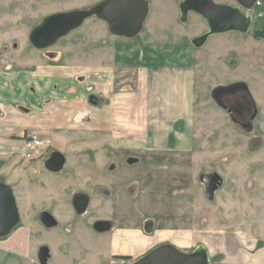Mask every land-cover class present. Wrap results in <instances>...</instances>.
I'll use <instances>...</instances> for the list:
<instances>
[{
    "label": "rangeland",
    "instance_id": "rangeland-1",
    "mask_svg": "<svg viewBox=\"0 0 264 264\" xmlns=\"http://www.w3.org/2000/svg\"><path fill=\"white\" fill-rule=\"evenodd\" d=\"M148 1L149 13L132 40L108 42L106 22L91 16L53 46L39 50L28 42L37 23L51 13L88 8L94 0H0V180L15 194L21 223L36 220L45 208L59 223L111 216L116 226H142L151 232L160 225L187 223L189 215L198 237L210 230L209 264H241L235 260L240 248L253 253L264 245V35L256 33L251 22L246 32L212 34L194 48L189 34L204 20L190 11L188 20L181 22L180 0ZM151 40L177 41L183 48L159 52L146 45ZM98 59L101 66L94 67ZM172 70L180 80L178 99L167 100L168 88H161L160 78ZM95 71L105 73L99 82L115 94V119L110 98L97 113L65 111L64 100L55 93L57 103L46 107V114H23L15 106L26 101L17 97V87L26 92L35 76L46 82L65 76L73 80L67 88H75L78 75L91 80ZM238 80L246 82L256 108L248 130L235 124L210 94L216 85ZM82 85L83 92L94 87L91 82ZM226 98L246 100L244 93ZM32 135H44L63 152L62 174L42 169L44 154L26 157L24 142ZM132 159L137 161L131 164ZM212 171L223 181L210 198L198 178ZM77 191L90 197L84 216L71 207ZM81 232L79 241L85 245L99 238L97 232L91 239ZM65 235L66 246L73 248L70 255L56 253L54 242L46 264H111L110 233L100 234L101 246L90 243L88 251L80 246L81 254L75 249L77 238ZM22 261L18 264H36Z\"/></svg>",
    "mask_w": 264,
    "mask_h": 264
},
{
    "label": "water",
    "instance_id": "water-1",
    "mask_svg": "<svg viewBox=\"0 0 264 264\" xmlns=\"http://www.w3.org/2000/svg\"><path fill=\"white\" fill-rule=\"evenodd\" d=\"M236 1L237 5L219 3L214 0H181L179 2L181 21H186L190 11L200 14L206 20L207 30L191 41L195 47L202 46L212 34L226 31L246 32L249 29L250 10L258 0ZM148 13V0H101L85 9L60 11L46 15L31 30L29 39L36 49L51 47L62 37L79 28L85 19L91 16L105 21L112 35L133 38L141 31ZM234 89L245 90L253 101L251 92L243 80L227 85H216L211 89L210 94L217 104L224 108L217 94ZM64 160V154L54 150L46 160V165L49 162L53 165L47 168L60 172ZM136 161L132 159L129 163ZM200 179L205 183L207 196L212 198L222 183V177L216 171H212L201 173ZM88 201V196L82 193L75 196L74 206L79 212H84ZM19 218V210L11 186L0 181V235L8 234L17 225ZM39 218L44 222H50L49 224H54L55 221V217L48 211H43ZM125 264H209V255L203 246H197L190 252H182L170 243H163Z\"/></svg>",
    "mask_w": 264,
    "mask_h": 264
},
{
    "label": "crops",
    "instance_id": "crops-1",
    "mask_svg": "<svg viewBox=\"0 0 264 264\" xmlns=\"http://www.w3.org/2000/svg\"><path fill=\"white\" fill-rule=\"evenodd\" d=\"M98 1H101V0H94L95 3H97ZM157 1L162 2L161 0H157ZM220 2L234 4V0H220ZM254 12L255 14L251 22L254 23V26H255L254 28L256 31L264 32V0H258V3L256 7L254 8ZM193 16L197 18L201 17L204 20L203 25H199V29H198L202 31L196 30V32L189 34V43L192 45V47L197 48L192 44L191 42L192 39L203 34L207 30L208 27H207V24L205 23V19L200 14L194 12ZM188 18L189 17L187 16L186 21L188 20ZM179 20H180V16H179ZM151 32L153 33V31ZM170 35H172V33ZM110 36H111L110 37L111 39H107V40L108 42L113 40L112 41L113 43H116V40H123V39L132 40L134 38V37L133 38L117 37L112 34ZM174 40L175 39L173 38V41ZM146 45L150 46V49L153 48L159 52H165V51H171V50L173 51L175 49L183 48L181 47L183 44L180 45L179 42L177 41L165 42L163 40H159V41L151 40L147 42ZM97 50H99V48H95V51ZM100 62H101L100 60L97 63L95 62L96 65H94V67H100L101 66ZM43 66L45 67V65L38 66V67L41 68ZM62 67L64 69L65 65H63ZM63 74H65L64 71H63ZM91 75H93L92 76L93 78H91V80L89 79V76L87 75H84V74L78 75L77 77L78 80H77V84H75V88H72V87L67 88V85H73L72 84L73 80L71 82L65 76H63V78H57V79L55 78L54 80H49V82H46L45 77L38 78L35 76L32 80V84L30 83L28 85L26 92H24V90L22 89L20 85L17 87V89L19 90V93H17V97H21L22 95L23 99L26 101L19 102L15 106L23 114H31V113L46 114L47 113L46 107L52 106L53 104L55 105V103H57L56 101L53 100L54 99L53 97H55L54 95L55 93L56 96H59V100L61 101L64 100L61 103L63 105V106L61 105V107H63L65 111H69L72 114H75L78 111L87 112L89 110L97 113V111L100 108L106 105L108 98H110L111 99V102H110L111 111L113 110L112 118L115 119L114 109H116V102L112 101L114 99L113 97L115 96V94H113V92L112 93L107 92L106 88L101 86L99 82V80H102L101 78L105 76V73L100 72V71L98 72L95 71ZM164 75L165 77L160 78V83L162 85L161 86L162 89L168 88L166 92L167 100L169 99L173 100L174 98L178 99L177 87H178V83L180 80L178 76L176 75L175 70H172L169 73H165ZM88 82H91L94 87L91 91L83 92V88L86 87V85L84 86L82 85L81 87V86H78V84H84V83L86 84ZM22 83H24V80H22ZM24 84H26V81ZM20 88L23 90V92ZM184 95H185L184 97H186V94ZM184 97L182 98V100L186 101L187 98L184 99ZM154 98L161 99L157 96H155ZM145 99L147 101V98ZM146 101H145V107L147 108L148 106H147ZM184 104L186 107V103ZM187 107H188V103H187ZM3 108H4L3 104H0V111H2ZM182 110L186 111L185 108L183 107H182ZM112 118L108 119V122H111ZM97 121L99 123L102 120L98 119ZM114 122L115 121H113V123ZM0 134H3L2 125H0ZM37 136L44 137V135H37ZM222 181H223V177H222ZM217 191L218 189L215 192ZM86 195L88 196V198H90L88 194ZM184 196H185L184 203L188 205L190 203V200L187 202L188 197H186V195ZM89 202L90 201H88V203ZM88 206L89 204L87 205L86 208H88ZM189 211L190 210H187V212ZM186 221L188 222L186 223L185 221L183 222L178 221V222H175L174 225L173 224L162 225V226L160 225V226L155 227V229L151 232H145L142 229V226H139V227L116 226L110 234V246H109L110 256H112L113 254L116 255L119 252H124L125 254L130 255L131 259L121 260V262L123 263L132 262L134 261L136 257L143 255L148 250H150L152 247H154L156 244L170 241V243L177 245V247H181L188 251L193 250L197 246H203L207 250V253L209 255V261H210L211 260L210 250L207 247V243H206L209 240L208 235L210 234V230L206 231L207 234H203L201 235V237H198L197 232L199 233V231H197L195 227L191 228L192 224H190L189 215L186 216ZM200 239H201L200 241L201 243L197 244V240H200ZM240 242H243V241L240 240ZM257 242L256 240L254 241L253 246H252L253 248L257 246L256 245ZM94 243H96L98 246H101L102 235H99V238L96 239V242H93L92 244ZM238 254H236L235 260L239 261L241 264H264V245L262 247L257 248V250L253 253L246 252L244 248H240V251ZM91 263L98 264V262H95V261H91Z\"/></svg>",
    "mask_w": 264,
    "mask_h": 264
},
{
    "label": "flooded vegetation",
    "instance_id": "flooded-vegetation-1",
    "mask_svg": "<svg viewBox=\"0 0 264 264\" xmlns=\"http://www.w3.org/2000/svg\"><path fill=\"white\" fill-rule=\"evenodd\" d=\"M219 3H224V2H219ZM257 3L258 1L255 3V5L250 11L251 20L254 17V14H255L254 8L256 7ZM230 5H237V1L234 0V4H230ZM241 10L244 11L242 7H241ZM29 35L30 33L28 34V42L34 49H36L30 42ZM11 46L15 50L18 48V44L15 41L12 42ZM7 49H8L7 46L3 47L4 51H7ZM236 93H239V94L244 93L246 100L228 101V98L226 97L228 95L236 94ZM217 96L221 104L224 106L223 109L227 111V113L230 115V119L235 124L241 126L243 129H246V130L251 129L253 127L252 119L254 118L253 115L255 116L256 114V108H255L254 102L252 101V99L250 98V96L247 94L245 90L234 89V90H230L226 92H221L217 94ZM54 150H58L63 154L61 150L56 149L50 145L42 153L44 154V156L42 157L40 163L44 171H46L50 175L56 176V175H60L63 173V169L65 166V160H64L62 170L60 172H54V171L49 170L47 166L50 167L53 164L49 162L46 165V160L48 159L50 153ZM42 154H39L33 158H36ZM200 174H199L198 179L201 182V184H203L204 194L207 195L206 186H205V183L201 181ZM82 193H83L82 191H77L72 195L70 199L71 207L73 208L74 213H76L79 216H84L85 215L84 212H86L87 210L86 208L84 212H79V210H77L76 207L74 206L75 196H78ZM89 201H90V198H89ZM43 211H48V210L45 208L41 209L37 213V219L33 221H28V223H21L22 221H21L20 212H19L20 218H19L17 225H15L8 234L0 235V257L2 260L0 264H6V263L8 264L7 260L10 261L9 264H12L13 262H15L13 264H18V263L23 262L22 260H26V259L33 260L35 261L36 264H46L47 261L51 259V257L53 256V252L51 248L54 242L56 244V253H59L60 255H62L63 258H67L70 255L69 250H72L73 248H71V246L69 248L66 246L68 243L67 241L68 236H66L65 234L67 235L70 234V237H75L79 241L81 240L80 235L82 233L81 231L83 230L86 231L88 238L91 239L92 232H97L99 235L103 233L111 234L112 230L116 227L113 221V218L111 216L107 218H95L88 223L83 222V221L79 222L77 220L66 222V223L61 221V223H59V221L55 219L54 224H49L50 222H44L39 218V215ZM146 228L147 230L151 229L149 227H146ZM78 241L75 244L76 245L75 249H78V252H80L79 254L83 252V249L85 251L90 250V248L88 247L90 243L92 244V242L88 241L89 244L87 243L88 247H86L87 245H85V243H83L82 241H79L80 242L79 243ZM163 243H170V242L158 243L155 246L163 244ZM80 246L83 247V249H81ZM137 258L138 257H136L135 259ZM128 259H131V256L128 254H125L124 252H119L118 254L116 255L113 254L111 256V260L116 261L115 264H125L121 262V260H128Z\"/></svg>",
    "mask_w": 264,
    "mask_h": 264
},
{
    "label": "built area",
    "instance_id": "built-area-1",
    "mask_svg": "<svg viewBox=\"0 0 264 264\" xmlns=\"http://www.w3.org/2000/svg\"><path fill=\"white\" fill-rule=\"evenodd\" d=\"M51 140L47 137H40L32 135L24 142V153L27 158H33L39 154H42L46 148L51 145ZM116 261H111V264H115Z\"/></svg>",
    "mask_w": 264,
    "mask_h": 264
},
{
    "label": "trees",
    "instance_id": "trees-1",
    "mask_svg": "<svg viewBox=\"0 0 264 264\" xmlns=\"http://www.w3.org/2000/svg\"><path fill=\"white\" fill-rule=\"evenodd\" d=\"M256 33L260 34V35H264V32H259V31H256Z\"/></svg>",
    "mask_w": 264,
    "mask_h": 264
}]
</instances>
